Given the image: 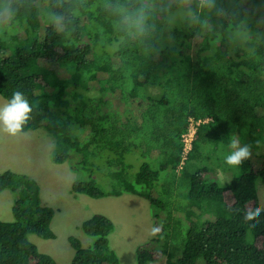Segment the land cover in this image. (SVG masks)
Returning a JSON list of instances; mask_svg holds the SVG:
<instances>
[{"label":"trees","instance_id":"1","mask_svg":"<svg viewBox=\"0 0 264 264\" xmlns=\"http://www.w3.org/2000/svg\"><path fill=\"white\" fill-rule=\"evenodd\" d=\"M184 2V18L171 25L169 16ZM206 4L0 0L7 15L6 24L0 20V97L8 102L23 93L32 111L22 132L43 128L54 164L75 158L74 169L90 174L72 183V194L146 200L160 231L136 247L135 264H264V214L255 228L243 221V210L259 205L256 181L264 185V0ZM134 9L147 16L144 35L127 19ZM92 82L98 87L90 95ZM115 93L125 103L138 101L137 120L131 110H98ZM190 118L207 121L196 127L180 165ZM233 134L252 145V157L222 185L215 171L226 165L220 152L229 150ZM99 172L105 190L92 178ZM3 191L13 195L14 220L0 221V264H56L28 240L55 238L54 210L42 203L37 182L5 170ZM80 229L93 244L85 249L69 237L71 264H120L107 217L93 214Z\"/></svg>","mask_w":264,"mask_h":264},{"label":"rangeland","instance_id":"2","mask_svg":"<svg viewBox=\"0 0 264 264\" xmlns=\"http://www.w3.org/2000/svg\"><path fill=\"white\" fill-rule=\"evenodd\" d=\"M169 16L171 25H178L185 16L184 7ZM5 11L0 13L2 24H6ZM255 21H259L255 17ZM21 35L20 32H17ZM185 52V51H184ZM193 51L187 50V54L193 55ZM98 85L95 82L89 84L93 95ZM104 99L110 101L109 106L98 103V110L102 112L123 114L125 110H131L134 118H138L137 100L125 103L118 93L106 95ZM94 103L97 101H93ZM7 102L0 97V106ZM53 143L50 136L43 128L32 131L21 132L16 137L9 136L0 125V173L10 170L15 173L27 175L35 180L40 187V198L44 205L54 210L50 228L55 235L54 239H41L29 235L28 240L34 244L40 253L49 255L56 264H71L74 251L68 243V238L77 239L82 248H90L93 239L85 235L80 229L82 222L86 221L93 214H101L107 217L114 225L113 232L109 235L110 248L116 253L120 264H135L134 253L136 247L148 242L152 236V209L146 200L141 197L123 194L120 197L93 199L86 195H74L71 193V185L75 181H84L90 177L88 172L75 170V158L63 164L52 162ZM264 151V145L261 150ZM229 150L222 149L220 152L222 163H225V156ZM220 161V160H219ZM133 169L138 165V157L129 159ZM222 166V165H221ZM193 162H190L187 169L193 170ZM223 169H216L215 175L219 182L224 185L231 178L239 176L241 169L230 168L227 164ZM223 170V171H222ZM214 175V174H212ZM105 174L99 172L92 178L98 181L100 189H106ZM210 176V174H209ZM256 195L259 205H264V185L260 180L256 181ZM226 199L229 193H225ZM13 195L9 191L0 193V221H13L11 207ZM179 214L175 213L178 217ZM259 243V241H257ZM149 264H164V260Z\"/></svg>","mask_w":264,"mask_h":264},{"label":"clouds","instance_id":"3","mask_svg":"<svg viewBox=\"0 0 264 264\" xmlns=\"http://www.w3.org/2000/svg\"><path fill=\"white\" fill-rule=\"evenodd\" d=\"M201 4V7H204ZM207 7L213 6L212 0H207ZM127 19L131 22L132 27L141 35H144L148 30L147 16L143 9H134L129 13ZM32 108L23 93L15 91L12 94L10 101L5 105L0 106V125L3 130L12 137L23 131L24 124L30 119L29 114ZM229 152L225 156V163L230 168L239 169V167L252 157V145L241 143L238 135L233 134L229 140ZM237 212L241 211L236 209ZM264 214V205L248 206L243 210V221L250 228H255L261 223V216ZM160 231L159 227L152 229V234L155 235Z\"/></svg>","mask_w":264,"mask_h":264},{"label":"built area","instance_id":"4","mask_svg":"<svg viewBox=\"0 0 264 264\" xmlns=\"http://www.w3.org/2000/svg\"><path fill=\"white\" fill-rule=\"evenodd\" d=\"M207 120H198L195 121L193 119L188 120L187 130L186 132L181 136V141L183 143L182 153H181V162L180 165L183 164V161L186 159L188 152L191 150L192 141L194 138V134L196 131V127L203 122H206Z\"/></svg>","mask_w":264,"mask_h":264},{"label":"crops","instance_id":"5","mask_svg":"<svg viewBox=\"0 0 264 264\" xmlns=\"http://www.w3.org/2000/svg\"><path fill=\"white\" fill-rule=\"evenodd\" d=\"M107 198H111V197H107ZM116 198H118V197H116ZM101 199H103V198H101ZM43 203V202H42ZM44 204V203H43Z\"/></svg>","mask_w":264,"mask_h":264}]
</instances>
